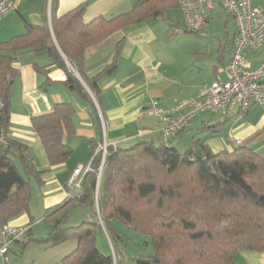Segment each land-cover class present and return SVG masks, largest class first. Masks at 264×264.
<instances>
[{
  "label": "trees",
  "instance_id": "trees-1",
  "mask_svg": "<svg viewBox=\"0 0 264 264\" xmlns=\"http://www.w3.org/2000/svg\"><path fill=\"white\" fill-rule=\"evenodd\" d=\"M57 1L52 0L53 6ZM177 8L179 0H139L127 13L85 23L86 5H81L53 19L51 28L26 23L24 36L0 43V130L8 132L10 128L12 88L19 77L13 65L16 55L27 48L51 54L53 65L67 74L66 86L93 107L94 122L101 130L100 138L92 142L93 171L84 178L83 197L67 199L45 215L51 227L45 238H36L29 230L20 243L55 247L76 240L77 249L62 264H120L97 247L98 235L105 230L116 255L121 246L126 248L119 224L146 237L143 249H153L151 256L131 258L137 264H233L240 251L264 253V157L251 149L239 147L213 154L195 140L191 148L181 152L170 144L172 139L138 141L127 148L109 146L98 187L101 116L69 65L98 100L95 86L116 70L117 60L88 78L84 74L86 51L128 26L156 20ZM75 113L72 104L62 103L55 105L51 114L32 119L51 166L65 163L73 154L63 137L75 133ZM197 150L207 164L196 157ZM41 173L29 148L12 141L7 148L0 147V223L30 213L31 180L41 184ZM77 207L89 208L99 219L69 226L70 212Z\"/></svg>",
  "mask_w": 264,
  "mask_h": 264
},
{
  "label": "crops",
  "instance_id": "crops-1",
  "mask_svg": "<svg viewBox=\"0 0 264 264\" xmlns=\"http://www.w3.org/2000/svg\"><path fill=\"white\" fill-rule=\"evenodd\" d=\"M138 1L58 0L53 6L52 0H11L14 10L0 20V43L24 36L27 33L26 23L36 27L46 24L51 28L53 19L63 17L81 5H86L84 22L89 23L97 17L113 18L127 13ZM253 3L264 11L260 3H255V0ZM218 9L223 10L216 7L210 13V24L205 31L191 35L199 43L198 48H185L186 51L180 52V47L171 45L172 38L169 36L175 25L174 14L178 13L183 22L181 8L168 10L156 20L128 26L90 47L84 58V74L88 78L97 76L117 60L116 70L95 86L98 100L68 64L100 113L103 143L127 148L138 141L167 142L161 132L162 124L146 113L148 103L157 100L161 107L177 114L178 106L197 98L203 86L211 85L217 79H226L225 68L236 38L235 26L226 14L223 31L212 32L214 12ZM55 45L60 51L56 42ZM263 58L264 46L256 52H249L247 62L251 68H257ZM13 67L19 72V77L12 88L8 137L10 141L29 148L42 173L41 184L31 180L30 213L9 223L28 226L36 238H45L50 232V225L40 230L38 227L41 224L34 226L33 222L41 221L48 212L66 202L68 179L75 168L90 162L92 142L100 138L101 130L94 122L93 107L79 93L66 86V72L53 65L48 51L24 49L16 55ZM49 80L45 88L43 85ZM62 103L72 104L76 111L73 116L75 133H65L63 137L64 144L73 150V154L65 163L51 166L42 142L33 130L32 119L51 114L54 106ZM195 140L201 141L213 154L245 147L264 157L263 111L260 106H254L245 116L235 112L228 116L202 112L193 119L190 128L170 140V144L179 150L182 147L187 150ZM78 210L70 212L68 223L71 227L99 219L89 209ZM118 228L124 235L126 248L121 246L116 255L104 230L98 235V249L104 255L114 256L120 264H137L131 260L133 256L129 252L131 238L128 234L133 233L119 224ZM77 247L76 240L55 247L32 242L17 243L6 259L0 260V264H62ZM147 248L140 254L151 256L153 249L151 246ZM233 264H264V253L240 251Z\"/></svg>",
  "mask_w": 264,
  "mask_h": 264
},
{
  "label": "built area",
  "instance_id": "built-area-1",
  "mask_svg": "<svg viewBox=\"0 0 264 264\" xmlns=\"http://www.w3.org/2000/svg\"><path fill=\"white\" fill-rule=\"evenodd\" d=\"M253 2L254 0H179L187 31H205L210 24V13L216 7H221L233 20L236 38L230 61L225 68V80L217 79L211 85L203 86L197 98L178 106L177 114L161 107L157 100L148 103L146 113L162 124L161 132L167 140L174 139L189 129L193 119L202 112H215L221 116L235 112L245 116L252 107L260 106L264 114V58L257 68H251L247 62L249 52H256L264 46V11L254 6ZM13 10L11 0H0V20ZM2 107L0 103V110ZM9 141L8 132L0 130V147L7 148ZM109 146L116 148L117 145L104 142L97 149V153L102 154L98 187ZM92 171V159L87 165L74 169L67 182L68 199L83 197L84 178ZM28 232V226L0 223V260L6 259L13 246L22 242Z\"/></svg>",
  "mask_w": 264,
  "mask_h": 264
},
{
  "label": "rangeland",
  "instance_id": "rangeland-1",
  "mask_svg": "<svg viewBox=\"0 0 264 264\" xmlns=\"http://www.w3.org/2000/svg\"><path fill=\"white\" fill-rule=\"evenodd\" d=\"M257 2L260 3L261 6L264 7V0H255V3H257ZM174 17H175V25L172 26L171 33L169 36L170 38H172L171 45L180 47V49H181L180 52H184L183 50H185V48H198L199 43L194 38L193 39L191 38V35H195V34H192L191 32H188L185 29V26L181 20V16L178 13L174 14ZM225 20H226V13L223 10H219V9L216 10L214 12V21H213V24H212L210 30L212 32H217V33L223 31ZM180 151L184 152L185 151L184 147H182L180 149ZM101 180H102V177H101ZM101 180H100V184H101ZM78 209H89V208L77 207V208H72L71 211H74V210L79 211ZM33 223H34V226L41 224V226L38 227V229H40V230H42V228L44 229L45 225H48V223L45 221V219H42L41 221L36 220ZM68 225H69V223H68ZM132 233L133 234H128L129 235L128 237L131 238V241L129 243V252H130L131 256L136 257L142 252L141 250L146 251L145 249H149V248L143 249L144 242L147 241V240L144 241V238H146L145 236L135 234L134 232H132ZM141 237H143V238H141ZM139 243L141 245H139Z\"/></svg>",
  "mask_w": 264,
  "mask_h": 264
},
{
  "label": "water",
  "instance_id": "water-1",
  "mask_svg": "<svg viewBox=\"0 0 264 264\" xmlns=\"http://www.w3.org/2000/svg\"><path fill=\"white\" fill-rule=\"evenodd\" d=\"M195 155H196L197 158L203 160V162H204L205 164H207V160L204 159V157H203V153L201 152V150H197V151L195 152Z\"/></svg>",
  "mask_w": 264,
  "mask_h": 264
}]
</instances>
